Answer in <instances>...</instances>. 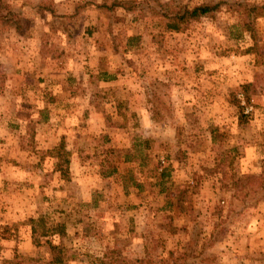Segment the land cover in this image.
Returning a JSON list of instances; mask_svg holds the SVG:
<instances>
[{
    "label": "rangeland",
    "instance_id": "374dc122",
    "mask_svg": "<svg viewBox=\"0 0 264 264\" xmlns=\"http://www.w3.org/2000/svg\"><path fill=\"white\" fill-rule=\"evenodd\" d=\"M103 1L0 0L18 17L0 26V264H264V15L245 10L264 0L124 10L177 81L146 46L150 121L129 110L95 133L52 107L43 71L82 54L81 15ZM156 1L219 8L169 30Z\"/></svg>",
    "mask_w": 264,
    "mask_h": 264
},
{
    "label": "crops",
    "instance_id": "0c3cea01",
    "mask_svg": "<svg viewBox=\"0 0 264 264\" xmlns=\"http://www.w3.org/2000/svg\"><path fill=\"white\" fill-rule=\"evenodd\" d=\"M81 17L80 34L84 35V41L82 48L77 52L82 54L74 53L70 56L72 58L69 62L64 61L66 67H60L57 70H60L59 74L43 71L45 82L48 83L47 90H50V94L55 97L52 107L66 113L72 112L73 109L76 113L88 112L90 128H93L95 133L104 132L103 128L113 127L112 121L109 122L113 120V114L119 117L122 112L129 110L142 113V119L150 121L151 108L146 100L150 77L147 76L144 68L148 60L146 46L152 45L154 51L159 50L153 53L152 58L157 78L168 82L171 89L177 81L170 71L162 74V66L165 64L173 68L174 61L170 56L171 58L168 57L163 62L160 54L161 45L156 43L153 35H150L154 27L150 26L152 29L145 27L140 30L136 27L133 31L135 22L133 23L132 14L121 9L116 10L115 15H109L99 9L90 8L85 10ZM128 23L130 25H127ZM58 32L61 34L63 30ZM168 33L173 34L172 31ZM172 36L169 39L170 44L177 43L171 40ZM74 41L78 44L77 40L74 39ZM185 44H187L186 40ZM137 46L144 53L132 63V68L128 67L124 57ZM184 56L189 58L186 54ZM187 82L190 83V80L186 79L184 86L188 85ZM184 86L180 85L178 88L185 89ZM185 97L186 95L180 99L185 101ZM181 103L184 106V103ZM72 116H75L72 120L69 116L66 119L67 126L73 124V120L78 115Z\"/></svg>",
    "mask_w": 264,
    "mask_h": 264
},
{
    "label": "trees",
    "instance_id": "16d2710c",
    "mask_svg": "<svg viewBox=\"0 0 264 264\" xmlns=\"http://www.w3.org/2000/svg\"><path fill=\"white\" fill-rule=\"evenodd\" d=\"M104 0L96 5L99 9H123L126 11H134L140 7V1L138 0ZM155 1V0H153ZM155 3V2H154ZM170 7L172 9H170ZM149 8V6H148ZM219 3H200L191 8L181 5H170V2L156 1L149 9L152 13L161 15L167 18L166 28L169 30H179V25L185 21L196 19L202 15H210L215 10H218ZM247 15L250 16V20L253 21L258 16L264 15V2L251 3L245 7ZM170 9V10H169ZM17 15L12 12V9L8 6L1 8L0 3V26L3 27H17ZM255 46V44H254ZM163 176V173H161ZM135 262H143V259H137ZM2 264H17L14 260H3Z\"/></svg>",
    "mask_w": 264,
    "mask_h": 264
}]
</instances>
